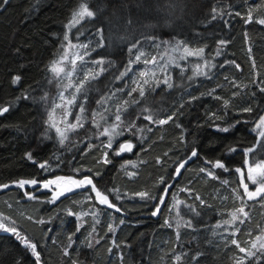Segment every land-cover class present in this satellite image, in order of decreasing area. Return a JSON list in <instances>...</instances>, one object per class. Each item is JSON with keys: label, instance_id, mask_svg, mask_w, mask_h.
Here are the masks:
<instances>
[{"label": "trees", "instance_id": "trees-1", "mask_svg": "<svg viewBox=\"0 0 264 264\" xmlns=\"http://www.w3.org/2000/svg\"><path fill=\"white\" fill-rule=\"evenodd\" d=\"M81 5L95 15L69 29ZM249 13L252 21L246 23ZM260 19L264 0H0V109L9 108L0 115V185H10L0 188V220L14 222L20 235L37 245L41 264H264V252L257 250L264 240H256L264 235V203L247 201L235 172L244 167V149L253 147L252 155L264 159L255 131L264 114ZM66 34L71 44L89 46L88 60L103 59L105 71L85 84L78 98L85 107L83 127L67 131L61 144L46 121L63 83L48 69L67 44ZM177 42L203 54L173 51ZM140 53L141 60L117 79ZM153 57L159 74L141 77ZM91 70L99 68L93 63ZM15 76L21 79L14 84ZM102 97L110 99L98 104ZM118 108L124 125L134 127L107 149L100 132L114 122ZM70 111L67 125L76 122L79 107ZM150 114L157 121L172 120L151 123L143 118ZM67 125L58 128L65 131ZM120 141L131 142L133 150L116 155ZM193 149L198 156L177 175ZM105 152L109 163L103 162ZM217 160L228 171L215 169L208 176L207 161ZM45 161L50 171L39 168ZM54 176L91 177L120 210L99 205L91 188L49 203L39 185L21 189L12 183ZM139 192L149 197L135 195ZM242 206L247 218L237 212ZM81 213L87 215L78 218ZM233 213L245 222L234 221ZM234 239L256 254L240 252ZM0 264H36V259L18 236L0 230Z\"/></svg>", "mask_w": 264, "mask_h": 264}, {"label": "snow or ice", "instance_id": "snow-or-ice-1", "mask_svg": "<svg viewBox=\"0 0 264 264\" xmlns=\"http://www.w3.org/2000/svg\"><path fill=\"white\" fill-rule=\"evenodd\" d=\"M4 2L6 3L7 0H4ZM213 12H216V9H213ZM94 12L90 11L87 6L85 5H81L80 8L76 11H74L72 13V19L70 20L69 24H68V28L71 29L72 27H75L76 25H79L82 21H84L86 18H92L94 16ZM237 15H239L237 13ZM213 19H215V16H213ZM252 21V15L251 13H249L247 19H246V23L247 22H251ZM258 23L264 25V19H260L258 21ZM99 31V30H98ZM64 40L67 41V45L62 46V55L53 60L51 65L49 66V71L54 75L55 78L57 79H63L66 78L69 80V83L67 85H64L65 90H67L68 88H73L74 91L70 94V98L68 96H65V92L61 91L59 93V103H54L53 104V108H52V112H55L56 109H63V115H64V119L66 122L67 116L71 115V111L70 109L72 107H79V113L76 115L75 117V123H69L67 125V129L65 131H61L60 128H56L57 133L60 135V143L63 144L64 140L67 139V131H74L75 129H77L78 127H83V124L81 123V121L83 120V114L85 113V107L82 103H78V98L80 95H82L83 93H85L86 89H85V84L88 83L89 81L95 79L101 72L105 71V68L102 67L104 65V60L100 59V60H96L93 61V63L99 68V71H93L91 69H88L86 71H84L83 73V77L82 79H79L78 81H75V77L77 76L78 70L80 68V66L84 65L85 63V57L89 55L88 53V45L87 44H82V45H72L71 41L68 38V35L66 34L64 37ZM226 42L225 41H220V45L223 46ZM69 46H71L72 48H81L84 49L83 54H80L79 52L73 53L72 58H69L68 55V51H69ZM133 47H136V45H133ZM129 51H131V49H129ZM173 51H177V52H181L185 55V56H190V55H195V56H200L203 54V49H199L197 51H191L189 50V48L186 45L182 46V42H177L176 47L173 49ZM219 54V53H217ZM143 56V53H140L139 55L136 56L135 61H129V65L128 67L125 69L124 72L120 73V76L117 77V79L122 78L123 76H125L127 74L128 71H131V65L135 62H138L141 60V57ZM182 58H184L182 56ZM146 63H152L155 64L156 63V58L153 57L152 61H145ZM198 68L200 67L199 65L197 66ZM204 67H211V65L209 64H205ZM237 68H239V65H236ZM199 74H205L203 71H200ZM141 77L145 76L146 73H140ZM21 77L20 76H15L13 79V83H18L20 81ZM75 81V82H73ZM147 79L144 80V83H147ZM165 83H167V81H165ZM169 87H171V85H169ZM262 91H264V89H261ZM133 91H136V89H133ZM139 94L141 97L144 96V90L141 87L139 90ZM42 99H47V94H45V97H42ZM86 99V96H85ZM110 99V97H102L100 101H98V104L103 105L104 103L107 102V100ZM225 104H227V101L225 102ZM9 111L8 107H4L2 109H0V114ZM244 111H251V109H244ZM52 112L49 113V120L46 121V123H50V126L55 127V124H52ZM97 114L93 113V123H96L95 121V116ZM104 117L101 116V119H103ZM145 120H148L151 123H158V124H166L168 123L169 120H172V117H168L167 120H155L153 115H147L143 117ZM96 126L99 128L100 125L96 124ZM134 127V125L129 122L127 125H124V122L122 121L121 118V110L118 108L116 113H115V118H114V122L109 125L108 127H104L103 130L100 132L101 136H106L107 137V144H106V148L107 149H112L113 147V143L117 140L118 137H120L121 135H123V131L125 129L127 130H132V128ZM256 127L257 129H259L258 132V136L260 137V139L258 140V143L261 145L262 148H264V116H260L259 120L256 123ZM221 131L227 132L229 129L228 128H222L220 129ZM134 148V145L131 142H127V143H123L120 144L118 151H116V155H120L124 152H131ZM229 151H235V149L230 148ZM255 149L253 147H249L247 149H244V166L245 168H236L235 172L239 174V183L243 188L244 191V195L247 198V201H253V202H262L264 203V160H257L252 154L254 153ZM27 158L29 160L32 159V155L26 154ZM198 156V152L193 149L191 151L190 156H188L187 160L180 163L179 167H177L176 169V174L179 175L180 174V170L182 168L185 167V164L187 163L188 160H191L193 157H197ZM107 152H105V158H104V163H109V161L107 160ZM207 163H209L211 165V169L212 170H208L207 171V175L208 176H214V170L215 169H224L225 171H228V169L226 168L225 164L220 161L217 160L215 162H211V161H207ZM125 167V166H122ZM39 168L42 171H50L51 170V166L47 163V161H45L44 163L39 164ZM245 169L247 171V181L248 183H245ZM76 171H79V169H77ZM202 172L206 171L205 169H201ZM129 175H134V173H129ZM60 181H65L67 182V184H69L70 186H65L61 189V186L58 182ZM164 180L163 178H161V183H163ZM13 184L17 185L19 188L23 189L25 188L26 185L29 186H37L39 185L40 187H42L43 189H50L51 190V199H50V203H54L55 201H57L58 199H60V197L65 196L66 193H71L76 189H81L83 187L87 186H91V192L95 193V199L98 202L99 205H104L107 206L109 208L115 209L116 211H119L120 209L117 207L116 204L112 203L109 200V195L105 194L104 191H101L100 189L97 188L96 184L93 183V179L91 177H84L81 180H77V179H73L72 177H62V176H56L54 179H45L43 181H40L36 178L30 179V180H25V179H21L19 181H13ZM225 184H227V181H224ZM249 183L255 186V190L254 191H250L249 190ZM10 185L9 184H3L0 185V188L6 189L8 188ZM55 186V187H53ZM108 192H110L111 190H106ZM165 192H167V189H165ZM26 196H28L29 199H36L35 196L30 195L29 192H25L24 193ZM135 195L141 197V198H145V197H149V193L147 192H139L136 193ZM117 199H119V197H116ZM89 200L93 199L92 196L88 197ZM161 199V203H163V197L160 198ZM197 199H199V197H197ZM240 199L242 200L243 203H247V201L244 200V197H240ZM201 203H203V201H201ZM157 211H159V209H157ZM237 212L239 214H241L244 218H247L249 216V213L247 211H245V207L242 206L240 207ZM70 215H77L75 213H72L71 211L69 212ZM157 213L154 212L153 215H156ZM83 215H87V213H81L79 214L78 218L82 217ZM91 215L95 216L96 213L93 212L91 213ZM232 218L233 220H240V223H244L245 221L243 219H240V216L237 215V213H233L232 214ZM8 218H4L2 220H0V230H6L8 232H11L12 234L18 236L24 243L26 248L31 249L32 253L35 256L36 259V264H41V258H40V253L37 251V245L35 243H32L29 238L25 237V236H21L18 229L14 226V222L12 225H9L8 223H6L5 221ZM29 219H31L29 217ZM39 223H44L43 220L39 221ZM167 223V221H166ZM110 230H111V226H109ZM77 231H79V227H77ZM249 235H251V233H249ZM69 239H71V237H69ZM257 241H261L264 240V235L261 236H257L256 237ZM232 243L235 244L238 248L239 251L242 253L247 254V256L251 257L254 256L256 253L249 251L243 247H240L239 243L237 240H232ZM253 248H256L257 245L256 243L252 244ZM258 251L264 252V243H260L259 248L257 249ZM65 255H67V250H65ZM75 264V262H74ZM238 264H242V262H238Z\"/></svg>", "mask_w": 264, "mask_h": 264}, {"label": "rangeland", "instance_id": "rangeland-1", "mask_svg": "<svg viewBox=\"0 0 264 264\" xmlns=\"http://www.w3.org/2000/svg\"><path fill=\"white\" fill-rule=\"evenodd\" d=\"M72 19V18H71ZM82 44H86L85 42H82V41H79V42H77V43H72V45H77V46H79V45H82ZM67 45V44H66ZM83 51H84V49H81V48H79V47H77V48H72L71 46H69V51H68V55H69V58L71 59L72 58V56H73V53H76V52H79L80 54H83ZM62 55V53L60 54V56ZM59 56V57H60ZM58 57V58H59ZM93 68V61H91V60H88V58H86L85 57V63H84V65H82V66H80V68H79V70H78V73H77V76L75 77V81H78L79 79H82V77H83V73H84V71H86V70H88V69H92ZM160 63L158 62V61H156V63L155 64H152V63H148L147 64V67L144 69V71H143V73H146V76H147V78H154V77H156L158 74H159V71H160ZM62 80V83H63V86H62V88H61V90L58 92V94H57V103H59L60 101H59V99H58V97H59V93L61 92V91H64L65 92V96H68L69 98H70V94L74 91V89L73 88H68L67 90H65V88H64V85H67L68 83H69V80L68 79H66V78H63V79H61ZM75 81H73V82H75ZM63 112H64V110L62 111V112H60L59 114H57V115H53L52 114V118H54V119H52L53 121H51L52 122V124H55V127H53V128H57V127H59L58 126V124L60 125H62V126H60L61 128H64L66 125H67V119H66V122H65V119H64V115H63ZM263 116H264V114H263ZM255 131L258 133L259 132V129H257V127H256V125H255ZM259 137V136H258ZM259 139V138H258ZM123 142H125V141H120L119 143H118V145L120 146V144H122ZM262 160H264V159H262ZM243 168H245V166L243 167ZM246 176H247V171H246V169H245V183H248V181H247V178H246ZM56 176H54V177H50V178H48V179H54ZM62 177H64V176H62ZM73 178V177H72ZM73 179H75V178H73ZM77 180H81V179H77ZM59 184H60V186H61V189L63 188V187H65V186H70L69 184H67V182H65V181H60V182H58ZM53 187H55V186H53ZM42 188V187H41ZM83 188H87V189H89V188H91L90 186H85V187H83ZM43 189V188H42ZM48 194H49V196H48V202L50 201V199H51V190L50 189H44ZM249 190L250 191H254L255 190V186L254 185H252V184H250L249 183ZM75 191V190H74ZM244 193V192H243ZM66 194H68V193H66ZM65 194V195H66ZM30 195H33L34 196V194L33 193H30ZM27 198H28V196H26ZM50 203V202H49Z\"/></svg>", "mask_w": 264, "mask_h": 264}, {"label": "water", "instance_id": "water-1", "mask_svg": "<svg viewBox=\"0 0 264 264\" xmlns=\"http://www.w3.org/2000/svg\"><path fill=\"white\" fill-rule=\"evenodd\" d=\"M2 114H3V113H2ZM0 115H1V114H0ZM123 143H127V141H125V142H123ZM123 143H122V144H123ZM188 161H189V160H188ZM188 161H187V162H188ZM178 167H179V166H178Z\"/></svg>", "mask_w": 264, "mask_h": 264}]
</instances>
